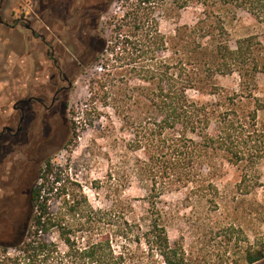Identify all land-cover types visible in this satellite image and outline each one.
Wrapping results in <instances>:
<instances>
[{
  "label": "trees",
  "instance_id": "16d2710c",
  "mask_svg": "<svg viewBox=\"0 0 264 264\" xmlns=\"http://www.w3.org/2000/svg\"><path fill=\"white\" fill-rule=\"evenodd\" d=\"M122 7L112 14L108 38L97 25L90 63L101 72L89 87L132 134L128 148L144 154L135 169L149 185L146 214L131 220L109 210L106 221L109 213L80 200L47 158L31 190L28 222L0 240V264H147L135 259L132 243L164 264H188L183 246L170 240L163 194L190 187L218 205L229 164L242 168L240 191L262 186L256 165L264 158V31L232 45L225 19L244 10L264 24V0H123ZM189 7L201 10L194 24L161 31L162 14ZM231 74L238 75L237 88L218 83ZM51 200L61 205L53 209ZM258 207L264 219V192ZM262 260L264 236L245 254L248 264Z\"/></svg>",
  "mask_w": 264,
  "mask_h": 264
},
{
  "label": "rangeland",
  "instance_id": "374dc122",
  "mask_svg": "<svg viewBox=\"0 0 264 264\" xmlns=\"http://www.w3.org/2000/svg\"><path fill=\"white\" fill-rule=\"evenodd\" d=\"M122 4L123 0H0V130L4 124H16L12 122L18 118L14 106L22 105L28 132L15 141L8 134L0 139V156L14 148L24 150L28 140L33 142L28 144L29 156H15L20 192L13 196L14 213L9 225L0 230V240H9L18 224L23 229L28 222L31 190L47 158L62 176L61 183L72 186L78 198L96 210H113L131 220L146 214L149 185L135 169L137 158L143 159L144 154L128 148L132 134L110 106H104L99 97L92 98L89 87L101 72L90 63L93 35L98 25L110 36L112 14H121ZM200 11L189 7L175 15L167 10L159 17L160 29L170 35L179 25L194 24ZM225 20L232 45L240 37L264 31V24L244 10ZM218 83L235 89L239 78L237 74L219 76ZM259 85L263 91L264 74L259 75ZM54 94L58 101L49 110L38 100L24 101L38 96L50 105ZM191 95L204 99L196 91ZM24 157H28L22 162L26 175L21 176ZM226 172L218 205L195 195L190 187H173L160 199L170 240L183 246L188 264H248L246 252L264 236L258 207L264 192V158L256 165L262 186L249 193L237 187L242 168L229 164ZM50 202L53 209L61 205L60 200ZM108 213L103 216L106 221ZM4 215L0 211V218L5 219ZM132 250L135 259L164 264L159 255L148 254L144 244L138 248L132 243Z\"/></svg>",
  "mask_w": 264,
  "mask_h": 264
},
{
  "label": "flooded vegetation",
  "instance_id": "af4514ba",
  "mask_svg": "<svg viewBox=\"0 0 264 264\" xmlns=\"http://www.w3.org/2000/svg\"><path fill=\"white\" fill-rule=\"evenodd\" d=\"M32 100H38L40 101V104L43 108L46 107L47 110L52 109L55 103L58 101V96L57 94H54L52 97V102L50 105L47 103L43 102V99L38 96H32L29 100H24V101H32ZM14 109L17 111V117L15 119H12V122L16 123L15 125L9 124H4L2 129L0 130V139L4 138L6 134H8L11 138H14V141L16 140V137L22 134H26L28 136L27 130H25L23 126V122L26 119V110L25 107L22 105H15ZM32 140H28V144H32ZM25 147L24 150H21L20 148H14L13 150H9L7 154H4L0 156V211H3L4 215L6 218L2 219L0 218V224L1 222L5 223L6 226L9 225L7 223L8 220L13 216L14 213V201L13 196H17V194L20 192V184L19 181L17 182V174H18V167L16 162L14 161L16 154H24L28 156L30 155L28 151V145ZM46 145V144H45ZM44 145V148H45ZM17 157V156H16ZM18 158V157H17ZM28 157H24L21 160V166H19V175H26V166L22 162ZM9 164V165H8ZM14 222H11V225L13 226ZM22 231V224H18L16 227V231L13 235H18Z\"/></svg>",
  "mask_w": 264,
  "mask_h": 264
}]
</instances>
